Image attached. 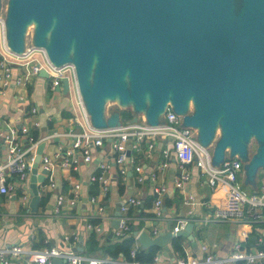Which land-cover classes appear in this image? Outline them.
Masks as SVG:
<instances>
[{
  "label": "water",
  "instance_id": "obj_1",
  "mask_svg": "<svg viewBox=\"0 0 264 264\" xmlns=\"http://www.w3.org/2000/svg\"><path fill=\"white\" fill-rule=\"evenodd\" d=\"M233 5L234 0H9L5 23L13 51L24 50L25 29L34 19L32 44L56 65L75 64L95 127L122 123L119 108L105 114L108 96L117 94V103L143 111L150 124L171 103L183 123L197 129L201 145L213 144L214 164L227 152L238 155L252 179L264 166V144L244 158L250 137L264 139V0H242L236 12ZM39 74L47 76L44 70ZM61 89L67 92V78ZM217 123L221 133L214 140ZM43 146L37 145L29 178L31 209L39 199L37 182L45 179L46 171H38ZM118 223L119 217L113 219L115 228ZM194 223L176 232L167 227L157 236L141 230L137 239L166 255L169 239L189 236ZM63 260L53 257L52 264Z\"/></svg>",
  "mask_w": 264,
  "mask_h": 264
},
{
  "label": "crops",
  "instance_id": "obj_2",
  "mask_svg": "<svg viewBox=\"0 0 264 264\" xmlns=\"http://www.w3.org/2000/svg\"><path fill=\"white\" fill-rule=\"evenodd\" d=\"M49 78L45 75H36L25 85L0 86V131L7 125L27 124L35 135H44L53 129H63L72 125L73 93L51 90L48 87ZM31 106H36V113H29ZM38 121L39 125L34 126ZM122 122L123 121L122 119ZM167 144L166 140H158L154 149L146 153L144 149L136 154L135 163H140L144 178L141 182L136 179L137 172L134 164L128 163L125 174H120L115 162V151L110 139H105L101 146H92V160L84 162L80 159L79 151L73 152L80 160L75 170L69 166H61L58 161L54 169L55 187L46 181L37 182L39 199L35 209H31L30 176L28 179H19L9 176L8 183L12 189L9 194L0 193V248L10 244H19L24 252L10 260V264H24L27 261L28 251L48 247H71L81 253L86 252L89 257H99L102 263H126L123 254L112 257L106 250L114 241L122 237L133 236V246L142 247L137 239L141 230L151 236H157L167 227L172 231L177 220L182 218L187 222L194 221L189 236L182 238V252L176 250L169 239L168 254L158 251L153 262L142 264H174L177 258H201L206 252L215 257H225L232 250L236 242L246 251H254L264 247V219L253 220L245 218L240 221L207 219L212 208L222 206L225 200L226 185L220 184L213 189L207 181V176L194 164L189 165L191 178L185 186V191L195 196V202L187 204L183 201V190L174 187L173 179L178 172V162L170 151L167 165L157 168L164 160L161 149ZM57 145L71 149V138L65 136L45 140L42 154L53 155ZM213 148V145L211 146ZM144 148V145H143ZM6 147L0 139V157H3ZM69 159L71 155H68ZM107 162L106 174L109 177V190L102 195L97 182L89 180L92 173L98 171V164ZM244 165V164H243ZM263 170L264 166H260ZM41 166L39 162L38 171ZM151 171H156V178L149 177ZM257 171V170H256ZM256 173L249 179L246 171L239 175L241 183L248 191L258 190ZM31 175V174H30ZM76 181H80V197L76 204L67 201L70 189ZM157 184H164L161 213L154 212L153 202L156 197L153 191ZM62 193L65 196L59 212L54 211L56 196ZM95 195L92 202L90 196ZM23 196H26L23 200ZM134 196L141 199L139 205H129L126 211L120 210V205ZM103 206L102 210L97 205ZM121 214L128 215L129 230L123 236L115 234L116 228L113 219ZM186 222V223H187ZM90 223L91 226H88ZM157 229V233L153 230ZM112 234L110 235V233ZM136 232V233H135ZM95 234L97 247L91 249L88 240ZM262 237V241H259ZM206 246V250L201 248ZM80 247L81 249H78ZM60 258V257H59ZM264 259L258 261L262 262ZM2 264V263H0ZM62 264H65L63 260Z\"/></svg>",
  "mask_w": 264,
  "mask_h": 264
},
{
  "label": "built area",
  "instance_id": "obj_3",
  "mask_svg": "<svg viewBox=\"0 0 264 264\" xmlns=\"http://www.w3.org/2000/svg\"><path fill=\"white\" fill-rule=\"evenodd\" d=\"M44 70L49 78L48 87L55 90L56 86L62 88L63 78L68 81V93H73L72 104L75 105L72 112V125L63 129H53L44 135H35L30 127L21 123L17 125H7L4 131H0V139L3 141L6 151L0 157V193L9 194L12 186L8 183L9 176H16L19 179H28L31 174L32 164L36 153L37 145L45 140L54 137L65 136L71 138V149H65L62 145H57L53 155L41 154L40 166L46 171L45 180L52 188L56 186L54 181L55 164L78 168L79 158L73 155L79 151L80 159L84 162L92 160V146H101L105 139H110L115 151L114 160L118 164L120 174H125L128 163L134 164L137 172L136 179L141 182L144 178L142 166L135 163L136 154L142 149L148 153L152 151L158 140H166L167 144L161 149L162 160L157 168L167 165L170 151L172 150L177 162L178 172L173 179V185L179 190H183V201L187 204L195 202V196L184 190L191 178L189 165L194 164L207 176L210 186L215 189L220 184L226 185L225 200L222 206L212 208L207 219L234 220L240 221L245 218L253 220L264 219V176L260 188L248 191L241 183L239 175L245 168L243 161L238 155L230 156L227 152L223 160L214 164L212 161V145H201L197 140V129L191 125L183 123V115L177 113L168 103L161 115V119L156 124H150L142 116L137 120H127L115 128H97L91 123L90 116L85 108L82 95L79 90L75 64L66 62L62 65L54 64L48 57L43 47L32 44L31 39L26 40L24 50L21 53L13 51L7 40V30L5 23V11L0 10V86L25 85L32 77ZM36 106H31L29 113H36ZM34 126L39 122L35 121ZM144 145V148H143ZM212 148V150H210ZM71 155L69 159L68 155ZM107 162L98 164V171L89 176V180L97 182L102 195L108 193L110 184L106 174ZM149 177L152 181L156 178V171H151ZM41 183L40 181H38ZM80 181H76L70 189L67 201L74 205L80 197ZM166 190L164 184H157L153 191L156 197L153 202L154 212L161 213L163 194ZM26 196H23V200ZM65 196L58 193L54 207L55 212L63 203ZM90 200L96 201V196L91 195ZM141 199L131 196L127 202L120 205L121 211H126L129 205H139ZM98 210H102L101 204L97 205ZM185 219H178L172 231L176 232L186 224ZM88 226H91L90 223ZM129 230L128 215L121 214L115 234L122 236ZM157 233V229L153 230ZM262 241V237H259ZM206 250V246H201ZM137 247L133 246L130 255L135 256ZM24 252L19 244H10L0 248V263L10 264V260ZM53 257L64 259L65 264H102L105 260L99 257H89L72 249L48 247L43 249H31L28 251L27 261L24 264H52ZM264 259V247L256 248L254 251H246L241 247L240 242H236L230 253L225 257H215L206 252L201 258H177L174 264H258ZM128 264H142L137 260H128Z\"/></svg>",
  "mask_w": 264,
  "mask_h": 264
},
{
  "label": "trees",
  "instance_id": "obj_4",
  "mask_svg": "<svg viewBox=\"0 0 264 264\" xmlns=\"http://www.w3.org/2000/svg\"><path fill=\"white\" fill-rule=\"evenodd\" d=\"M120 115L123 119V121H127L130 120L134 117V113L133 111H131L129 108H124V109H119ZM123 236V235H122ZM119 237V236H117ZM133 236H128V237H122L121 239H118L116 241L113 242V244H111L106 252L111 255L112 257H116L119 255V253L123 254L124 257L128 260H137L141 263H149V262H153L154 260V256L157 253V251L159 250V248L157 246H148L146 248H141V249H137L136 254L134 257H132L130 255V250L132 248L133 245ZM181 240L182 238L179 236H175L172 238V243L173 246L175 247L176 250L180 251V253L182 252V244H181ZM88 244L90 246L91 249L96 248L97 247V240L95 238V234L92 233L89 240H88ZM82 254H87L86 252H81ZM104 264H119V263H104ZM258 264H264V261L259 262Z\"/></svg>",
  "mask_w": 264,
  "mask_h": 264
},
{
  "label": "rangeland",
  "instance_id": "obj_5",
  "mask_svg": "<svg viewBox=\"0 0 264 264\" xmlns=\"http://www.w3.org/2000/svg\"><path fill=\"white\" fill-rule=\"evenodd\" d=\"M8 3H9V0H0L1 11H5V9L7 8ZM235 4H238V8L237 9L233 8V11L236 12V11H238L240 9V7L242 5V0H234V5ZM30 28H32V29H30ZM33 29H34V24L33 23L27 24V27L25 29V35H26V40L27 41L29 40V38H31ZM124 79H125V81H129L128 74H126L124 76ZM115 99H117V98H112V97H109V96L105 99V102L103 104V110H104L105 114H107V113H109V112H111L113 110H116L118 108L119 109L129 108L131 111H133L134 116H138V118H142V116L144 117L142 112L139 111V110H135L133 106H130L131 104L130 105H122V104L117 103L118 101L115 100ZM194 107H195V105H194L193 100H192L191 104H189V110L192 111L194 109ZM220 133H221V125L219 123H217L216 128H215L214 137H213L214 140H215V138H217L220 135ZM214 140L212 142H214ZM255 140H257V139L255 138ZM257 143H258V145L259 144H264V139L263 140H257ZM211 145H213V144L211 143ZM258 145H256V143L252 144L253 147H256V146L258 147ZM210 150H212V148H210ZM256 172L257 173H256L255 181H256V183H258L260 185L261 182H262V178L264 176V173H263V170L260 169V167L257 169Z\"/></svg>",
  "mask_w": 264,
  "mask_h": 264
},
{
  "label": "flooded vegetation",
  "instance_id": "obj_6",
  "mask_svg": "<svg viewBox=\"0 0 264 264\" xmlns=\"http://www.w3.org/2000/svg\"><path fill=\"white\" fill-rule=\"evenodd\" d=\"M253 143H256V145H258L257 140H255L254 136L250 137L249 141L246 144L247 146H246V151H245L244 158H248L249 159L256 152L257 146L253 147L252 146ZM243 164H245L244 161H243Z\"/></svg>",
  "mask_w": 264,
  "mask_h": 264
},
{
  "label": "bare ground",
  "instance_id": "obj_7",
  "mask_svg": "<svg viewBox=\"0 0 264 264\" xmlns=\"http://www.w3.org/2000/svg\"><path fill=\"white\" fill-rule=\"evenodd\" d=\"M233 8L235 9H237L238 8V4H235V5H233ZM29 23H33V24H35L36 22H35V20L34 19H31L30 21H29ZM28 23V24H29ZM30 29H32V28H30ZM49 34H50V30H48L47 32H46V35L47 36H49ZM70 50H71V48H70ZM94 60H95V56H94ZM107 98V97H106ZM114 98H117V94H115L114 95ZM116 100V99H115ZM191 101H192V98L190 97L188 100H187V103H188V105L189 104H191ZM142 113H143V111H142ZM218 132V131H217Z\"/></svg>",
  "mask_w": 264,
  "mask_h": 264
}]
</instances>
